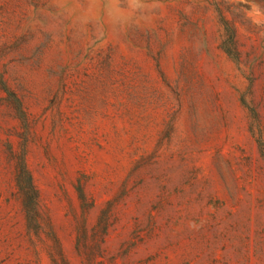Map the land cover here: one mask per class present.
<instances>
[{
  "label": "rangeland",
  "instance_id": "374dc122",
  "mask_svg": "<svg viewBox=\"0 0 264 264\" xmlns=\"http://www.w3.org/2000/svg\"><path fill=\"white\" fill-rule=\"evenodd\" d=\"M0 264H264V0H0Z\"/></svg>",
  "mask_w": 264,
  "mask_h": 264
}]
</instances>
